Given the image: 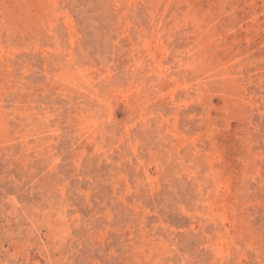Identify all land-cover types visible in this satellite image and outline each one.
<instances>
[{
    "label": "rangeland",
    "instance_id": "obj_1",
    "mask_svg": "<svg viewBox=\"0 0 264 264\" xmlns=\"http://www.w3.org/2000/svg\"><path fill=\"white\" fill-rule=\"evenodd\" d=\"M0 264H264V0H0Z\"/></svg>",
    "mask_w": 264,
    "mask_h": 264
}]
</instances>
